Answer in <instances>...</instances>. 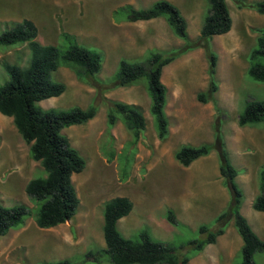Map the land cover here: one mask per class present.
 Masks as SVG:
<instances>
[{"label":"rangeland","instance_id":"obj_1","mask_svg":"<svg viewBox=\"0 0 264 264\" xmlns=\"http://www.w3.org/2000/svg\"><path fill=\"white\" fill-rule=\"evenodd\" d=\"M155 1L115 0L114 3L142 9ZM226 1L234 22L230 32L216 35L211 40L212 50L218 56L215 74L218 90L213 94L214 100L202 102L197 99L199 93L208 91L211 81L204 48L196 49L199 55L186 52L178 56L164 68L162 81L167 87L165 111L169 128L173 134L176 129L181 130L186 138L177 136L172 140L169 134L162 139L159 137L156 117L149 108L148 80L142 77L136 85L139 84L141 94L146 95L142 97L145 104L139 107L147 125L136 141L123 115L119 114L114 125L108 122V103L103 99L106 90L98 93L92 81L110 85L120 64L114 63V58L110 60L102 55L99 39L90 41L86 35L91 18L100 20L103 8H88V0H0V33L27 18L37 25L38 40L43 44L65 46L62 33L68 32L75 35L80 44L102 55V69L91 78L81 75L74 64H62L54 72L53 79L66 84L65 92L39 102L44 109L97 107L93 119L62 130L86 160V168L72 177L80 206L66 223L48 229L37 225L34 218L37 205L27 194L26 184L47 173L40 162L32 158L30 144L23 139L13 118L0 113V204L25 203L33 208V215L27 218L24 226L0 235V264H40L63 258H70L75 264H115L107 254H100L97 260L87 255L89 251L99 252L106 247L104 207L115 195L127 196L134 203L131 213L118 222V229L125 237L135 239L146 230L156 240L184 245V253L190 257L186 264H217L218 258L221 264L240 261V249H235L232 254L224 251L225 247H230L227 244L233 238L219 236L214 248L207 245L201 252L187 244L189 240L203 238L198 231L201 225L215 230L219 216L204 214V209L199 215H191L183 204L197 201L193 197L199 194L194 186L199 182L198 173L216 167L222 187L227 186L219 170L217 149L213 148L189 166L181 164L175 154L183 145L209 143L204 138L186 141L196 126H209L207 129L214 133L213 143L217 122L230 159L239 172L237 182L245 193L241 212L252 224L254 232L264 240V211L253 208L254 198L260 194V172L264 166V122L245 126L238 122L249 99L264 100V82L253 80L248 73L252 50L264 29V14L250 4L264 0ZM174 4L189 22L190 39L196 40L209 9L208 0H174ZM93 10L95 15L90 13ZM104 10L111 11L110 8ZM29 58L27 44L0 46V85L10 78L4 62L25 66ZM182 195L187 201L180 199ZM169 210L175 212L179 225L169 222ZM231 221L225 230L229 227L238 230L234 220ZM224 256L226 260L222 259ZM254 258L258 264H264V253L258 252Z\"/></svg>","mask_w":264,"mask_h":264},{"label":"trees","instance_id":"obj_2","mask_svg":"<svg viewBox=\"0 0 264 264\" xmlns=\"http://www.w3.org/2000/svg\"><path fill=\"white\" fill-rule=\"evenodd\" d=\"M209 9L204 18L200 35L191 40L188 21L181 10L169 0H157L150 7L137 9L132 5L121 6L115 11L118 18L129 21L148 20L165 16L174 33L185 43L178 49L169 52H150L147 59L130 62L122 59L116 78L110 85L92 81L101 93L109 88L129 86L140 78L148 80V94L151 97V112L156 117L158 135L165 138L170 131V123L165 111L167 87L162 81L164 68L178 56L197 48H204L209 60L208 73L210 88L198 94L202 102L214 100L213 94L218 90L215 81L218 56L212 50L211 40L216 35L228 33L233 28V18L226 0H208ZM264 14V1L250 4ZM38 27L31 19H23L11 28L0 33V46L27 44L30 49L28 64L21 66L4 62L10 78L0 85V113L13 118L23 139L30 144L32 158L39 161L46 171V176L35 177L26 184V192L37 205L34 218L40 228L56 227L71 220L80 206V197L73 182V175L86 168V160L78 149L72 146L69 138L62 133L63 128L82 124L97 115V107L75 106L70 109H44L39 105L42 100L59 96L66 90L64 82L53 79L54 72L62 64L78 66L81 75H95L102 69V55L79 43L71 33H62L65 46L43 44L38 40ZM250 77L264 82V29L260 31L257 46L251 53V64L248 68ZM108 103V122L117 123L119 114L139 140L141 131L146 128L147 120L141 108L135 104L104 97ZM240 126L264 122V100H250L239 114ZM215 141L199 146L183 145L175 154L176 159L184 166H189L196 159L208 155L213 148L217 149L220 161V172L224 178L231 199L228 208L216 218L217 227L211 229L201 225L199 232L203 238L192 239L187 244L196 252H201L209 244L224 234L227 224L234 220L244 244L241 248V260L233 264H258L254 258L258 252L264 253V240L256 233L247 217L241 212L244 190L237 182L239 174L232 163L225 141L216 125ZM134 208L133 201L127 196L110 198L104 207L103 232L105 249L99 252L89 251L88 256L98 259L100 254H107L115 264H186L190 257L184 253V245L165 243L154 239L148 231L143 230L138 237L127 238L118 229L121 218L129 215ZM253 208L264 211V166L260 172V194L254 198ZM33 208L25 203L13 206L0 204V235H5L12 228L26 224ZM168 220L174 225L179 221L173 210H169ZM99 253V254H98ZM40 264H75L70 258L57 261H43Z\"/></svg>","mask_w":264,"mask_h":264},{"label":"crops","instance_id":"obj_3","mask_svg":"<svg viewBox=\"0 0 264 264\" xmlns=\"http://www.w3.org/2000/svg\"><path fill=\"white\" fill-rule=\"evenodd\" d=\"M169 1L174 3V0ZM98 2H100V4ZM114 2L115 0H88V8L103 9H101L100 20L95 18V21L93 18H91V23L87 25L90 28L86 30V35L88 38H90V41H94L97 39L100 40L102 55H106V58L108 57V59L110 60H113L114 58V63L118 64L122 58H126L130 62L141 61L145 59V57L150 52H169L178 49L185 43L183 39H181L174 33L172 26L169 24L165 16H159L148 20H125L122 18H118L115 15V11L124 5H115ZM133 7L137 8L135 5H133ZM105 8H110L111 11L104 10ZM90 13L91 15H95L94 10L90 11ZM98 13L99 12H97L96 14ZM107 13H109L110 15H108ZM195 51L197 50L193 49L191 53L190 51H188L187 53L188 55L193 56L200 54L199 52ZM115 52L116 55H114ZM140 87L141 86L139 84L136 85V83L129 86L113 87L106 90V94L104 97L112 100H120L126 103L135 104L137 106L144 105L145 101L142 99V97H145L146 95L144 96L143 94H141L139 90ZM149 102V108H151V98L149 99ZM208 127L209 126L206 125H204L203 128L196 126V129H193L192 135H189V137L187 138L188 140L186 139V141L199 140L204 138L205 142L211 143L214 140V133L211 129H207ZM169 135L170 137L172 136V140H174L175 137L177 138V136H184V138H186L181 130L177 129L176 134H173L170 130ZM219 176L220 174L218 169L216 170V167H214L211 171H203L201 174L198 173L197 179H199V182L198 184L196 182V185L194 186H196L199 194L196 197H193L197 199L196 203L187 204V202H183L185 208L190 211L189 214L199 215V213L203 211L202 209H204V214L217 217L228 208L231 199L230 192L228 188L224 186L222 187ZM185 197V195H182L180 199L182 201H187V198ZM233 228L235 227L226 228L224 234L220 235V237H227V239L233 238V241L230 240V243L227 244L230 247H225L226 249H224V251L229 254H232L235 249L241 250L244 244L242 235H240L238 230ZM231 235L232 237H230ZM214 245L215 243L209 244L208 246L210 248H214ZM222 259L226 260V257L224 256ZM216 263L221 264L219 258Z\"/></svg>","mask_w":264,"mask_h":264}]
</instances>
